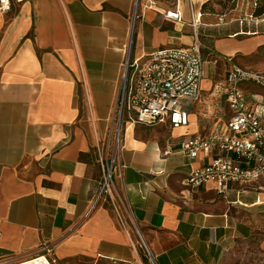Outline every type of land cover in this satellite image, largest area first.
Wrapping results in <instances>:
<instances>
[{"label":"crops","instance_id":"1","mask_svg":"<svg viewBox=\"0 0 264 264\" xmlns=\"http://www.w3.org/2000/svg\"><path fill=\"white\" fill-rule=\"evenodd\" d=\"M11 1L0 13V261L49 243L58 264H144L142 243L110 200L84 218L102 178L96 137L112 125L126 52L145 61L156 49L189 46L193 14L209 0H192L193 11L189 0ZM167 9L183 20L166 18ZM197 31L204 75L189 124L127 117L123 125L117 188L153 264H228L239 243L264 236V178L232 183L223 195L213 182L187 186L192 168L215 152L191 159L182 150L188 137L229 119L233 64L264 73L234 59L264 46V18L201 15ZM248 85H264L240 82L250 105L264 109V93Z\"/></svg>","mask_w":264,"mask_h":264},{"label":"built area","instance_id":"2","mask_svg":"<svg viewBox=\"0 0 264 264\" xmlns=\"http://www.w3.org/2000/svg\"><path fill=\"white\" fill-rule=\"evenodd\" d=\"M149 1L154 4V0ZM189 2L193 11V2ZM11 10V0H0V13ZM163 14L175 21L183 20L178 9H167ZM201 15L193 14L195 38L187 47H162L147 55L145 61L133 58L130 49L126 52L112 125L103 140L96 137L102 178L84 218H88L102 200L108 199L121 219L124 206L116 179L120 176L118 159L123 148V125L127 117L149 126L168 123L176 128L189 124L190 107L202 97L205 61L197 31ZM135 16L137 18V14ZM243 80L264 85V73L233 64L226 77L227 101L231 110L229 119L216 124L207 134L190 136L182 143L183 152L191 159L215 152L207 164L192 168L184 181L187 186L199 187L213 182L218 193L223 195L232 183L264 178V109L250 105L240 86ZM143 244L149 253L145 242ZM0 264H58V260L52 245L46 243L31 257L4 260Z\"/></svg>","mask_w":264,"mask_h":264},{"label":"rangeland","instance_id":"3","mask_svg":"<svg viewBox=\"0 0 264 264\" xmlns=\"http://www.w3.org/2000/svg\"><path fill=\"white\" fill-rule=\"evenodd\" d=\"M249 12L250 3L247 0H237L235 8L228 11L227 16H225L224 19L226 21H230L231 23H236L240 18L248 16ZM234 59L236 62L244 66L264 71V46L260 47L252 54H239ZM247 88L249 91L264 93V88L257 85H248ZM224 105L225 104L223 102L218 103V105L213 108V111L215 112L214 114H223L225 111ZM218 110L222 113L218 112ZM103 128V130H105L106 127ZM121 213L131 228L134 237L142 243L144 264H153L150 255L142 242L141 233L139 232L137 223L129 215H127L125 210H122ZM83 260V258L72 259L70 264H80ZM228 264H264V236L257 234L254 237L239 243L233 249L230 258L228 259Z\"/></svg>","mask_w":264,"mask_h":264},{"label":"trees","instance_id":"4","mask_svg":"<svg viewBox=\"0 0 264 264\" xmlns=\"http://www.w3.org/2000/svg\"><path fill=\"white\" fill-rule=\"evenodd\" d=\"M250 3V18H264V0H247ZM237 0H209L202 7V17L215 15L224 18L235 8ZM246 17V16H245Z\"/></svg>","mask_w":264,"mask_h":264}]
</instances>
